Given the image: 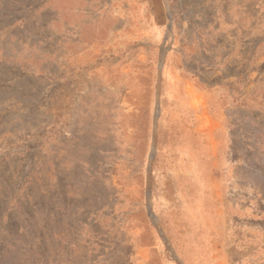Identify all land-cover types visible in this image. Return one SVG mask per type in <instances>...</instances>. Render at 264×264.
Instances as JSON below:
<instances>
[{"label":"rangeland","instance_id":"374dc122","mask_svg":"<svg viewBox=\"0 0 264 264\" xmlns=\"http://www.w3.org/2000/svg\"><path fill=\"white\" fill-rule=\"evenodd\" d=\"M20 2L0 10V264H211L224 237L237 264L249 226L260 255L264 0Z\"/></svg>","mask_w":264,"mask_h":264},{"label":"crops","instance_id":"0c3cea01","mask_svg":"<svg viewBox=\"0 0 264 264\" xmlns=\"http://www.w3.org/2000/svg\"><path fill=\"white\" fill-rule=\"evenodd\" d=\"M8 3H12V4H17L20 3L22 4V2H20V0H0V5L3 3V6L0 7V10L4 8V6H6V4ZM40 3V1H39ZM5 4V5H4ZM44 4H47V2H45ZM43 5V4H42ZM39 8L41 7L40 5L38 6ZM31 7L29 5V3H25V8L24 10L27 11H31L30 10ZM262 117H264L263 114H261ZM260 213H264V210H262ZM257 215L251 213V210L248 208L243 209V211H239L237 210V219L241 220V221H248V219H256ZM225 224L224 227L222 228L223 230H225ZM247 232H248V237H246L245 235L241 238V240L239 241V239L237 238V259L233 260V263L237 264H264V251L261 250V256L259 255V251L254 250V248H256L257 244V240L255 237L252 238L253 234L255 233L254 230L251 229V227L249 226L247 228ZM213 234V233H212ZM225 234V233H224ZM211 239L213 240V238L211 237ZM210 239V240H211ZM226 241V237H224L220 242H218V247L216 246L215 248L213 247L214 245L211 244L210 246V256H211V264H231V262H228V258H222L220 251L228 249V250H235L233 249L236 248L235 245H233V242L231 243V245L226 246L225 244ZM220 244V245H219ZM214 248V250H213ZM217 251V253H216ZM184 264H191V262H184Z\"/></svg>","mask_w":264,"mask_h":264}]
</instances>
